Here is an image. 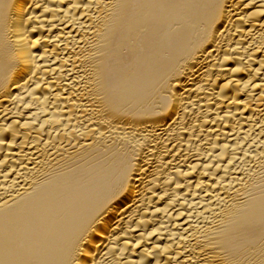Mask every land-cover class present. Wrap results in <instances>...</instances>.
<instances>
[{
	"label": "bare ground",
	"instance_id": "bare-ground-1",
	"mask_svg": "<svg viewBox=\"0 0 264 264\" xmlns=\"http://www.w3.org/2000/svg\"><path fill=\"white\" fill-rule=\"evenodd\" d=\"M0 264H264V0H0Z\"/></svg>",
	"mask_w": 264,
	"mask_h": 264
}]
</instances>
